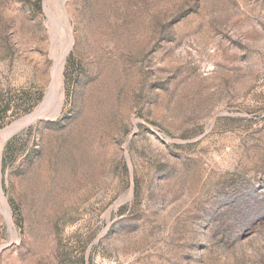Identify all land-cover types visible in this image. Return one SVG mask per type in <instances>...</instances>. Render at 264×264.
<instances>
[{"label": "rangeland", "instance_id": "1", "mask_svg": "<svg viewBox=\"0 0 264 264\" xmlns=\"http://www.w3.org/2000/svg\"><path fill=\"white\" fill-rule=\"evenodd\" d=\"M66 50L0 149V264H264V0H0V142Z\"/></svg>", "mask_w": 264, "mask_h": 264}, {"label": "bare ground", "instance_id": "2", "mask_svg": "<svg viewBox=\"0 0 264 264\" xmlns=\"http://www.w3.org/2000/svg\"><path fill=\"white\" fill-rule=\"evenodd\" d=\"M66 17H68V16H66ZM61 23H62V21H61ZM55 37L53 36L54 39H55ZM72 38L70 36V41H71ZM53 42H55V41H53ZM72 42H73V39H72ZM69 50H66L67 51L66 53L64 52L65 54L59 59V61L55 65V69H54L53 76H52L53 77V83L51 82L52 85H50L51 88H50V91H49L44 103L40 106V108H38L35 111V113H33V114L27 116L26 118L16 122L15 124H13L12 126L8 127L3 132L2 140L0 142V149L5 145V143L10 139V137H12L15 133H17L22 128H24V127L36 122L40 117H42V116H44V115H46L48 113L57 114V113L60 112V110L62 108V105H63V94H62L63 93V82H62V79H63V73H64V68H65V62H66V58L68 56ZM0 162H1V157H0ZM4 202H5V205H6V208H7L6 211H7L8 214H10L8 206H7V203H6V200H4Z\"/></svg>", "mask_w": 264, "mask_h": 264}]
</instances>
